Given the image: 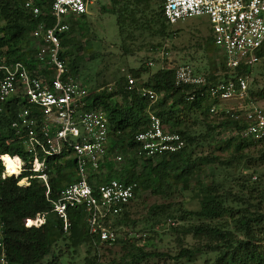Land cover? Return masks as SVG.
I'll use <instances>...</instances> for the list:
<instances>
[{"label":"trees","instance_id":"1","mask_svg":"<svg viewBox=\"0 0 264 264\" xmlns=\"http://www.w3.org/2000/svg\"><path fill=\"white\" fill-rule=\"evenodd\" d=\"M34 1L38 6L43 4L41 0ZM119 1L122 2L118 6L121 10L118 11L113 5L111 13L117 17L118 21H122V11H124L126 18L132 23L136 15L143 13L139 6L156 5L157 11L151 13L146 23L148 31L162 38L169 35L166 28L170 25L163 19L161 12L162 5L160 4L163 0ZM111 2L115 4L117 0H111ZM22 3L23 0H0V53L7 63L20 61L30 73H35L41 63L33 59L34 50L30 34L39 22V18H32L24 10ZM130 4L131 9H129ZM65 34L60 37L62 51L59 57L63 60L67 55L64 47L70 41L65 39ZM208 35L205 43L213 49L211 35ZM217 52L220 58L219 63H212L207 69L181 66H188L194 75L204 78L206 85L222 82L233 76L249 77L254 74L252 67L239 66L228 69L220 52ZM68 60L72 63L70 58ZM174 67L160 68L149 74L142 83H136V81L142 73H148L149 68L141 67L137 71H130V76L134 80V85L130 90L126 89L125 78L117 79L113 90H87L85 109H99L106 115L109 135L117 140L119 148L124 147L129 152H133V135L147 124L146 112L149 106L148 102L137 93L141 88L150 89L157 94V100L150 106V109H154V114L166 131L179 134L184 142L180 151L164 154L154 162L149 159L137 161L133 158L125 160L119 167L106 162L101 165L104 173L98 177L97 182L119 179L127 183H135V195L148 190L160 195L162 193L160 188L167 178L175 185L188 189V181L200 171V166L202 164L212 165L216 161L215 157L191 159V149L198 145L199 140L206 142L209 133L215 132L218 127L232 124L236 129L242 127L228 118L210 120L204 118L197 121L204 130L202 135L190 133L188 129L181 128L180 119L192 113L207 117L213 102L209 101L206 96L200 97L198 91H192L189 87L175 86L174 69L179 66ZM263 67L264 62L258 69L262 71ZM72 70L74 72L75 67ZM259 74L264 75V72H259ZM254 85L255 80L252 79L251 87ZM247 93L249 100L254 103L264 101V87L253 90L249 87ZM191 94L194 95L193 99L187 100ZM22 105L25 104H19L18 99H11L6 103L4 113L0 115V156L16 155L24 161L25 155L22 147L16 135L9 128V122L14 118V113ZM123 142L125 145H122ZM223 142L225 149L229 147L234 149L237 162L246 158L242 151L249 146L261 148L260 157H264V145L260 142L237 136H230ZM46 164L49 170L47 172L48 197L54 200L63 187L73 182L74 162L72 159L63 160L59 156L49 158ZM137 169L140 171L138 172ZM236 170L235 166L231 169V173ZM1 171L2 166L0 165ZM15 172L8 173L12 175ZM29 175L30 173L23 172L17 178L10 176L0 179V242L3 245L6 264H73V258L67 257V254L69 255L68 252L74 254L79 247H85L86 253L92 254L90 259H85L84 264H96L100 250L134 242L132 238L125 237L126 233H123V238H120L118 233V228L125 225L126 208L130 202L111 219L108 225L117 235L115 242L111 245H93L85 231L84 209L80 207L67 209L69 227L67 233H63L60 221L49 213L51 207L45 198V189L41 181L31 178L26 187L16 185L19 179ZM211 182L199 189L196 209L185 210L178 207L174 214L167 215L172 221L180 223L179 226L172 227L171 231L177 236H189L194 245L179 247L172 257L161 253H144L141 247H137V254L134 257L136 261L164 257L170 259L171 264H183V262H189L193 256L203 253L212 254L211 259L205 264H264V190H259L256 194L251 191L255 188L253 186L261 183L258 182L256 185L238 183L237 190L233 191L225 188L223 182ZM157 208V206L149 207L148 213L152 215L154 209ZM40 213L48 214L43 225L38 228L23 227L24 218H33Z\"/></svg>","mask_w":264,"mask_h":264},{"label":"built area","instance_id":"2","mask_svg":"<svg viewBox=\"0 0 264 264\" xmlns=\"http://www.w3.org/2000/svg\"><path fill=\"white\" fill-rule=\"evenodd\" d=\"M98 0H23V8L39 22L30 37L35 44L33 59L41 63L30 73L20 61L7 63L0 53V115L11 99H18L22 107L14 113L9 128L22 147L25 160L17 159L18 175L30 173L16 182L26 187L31 178L40 180L45 198L50 204L49 213L67 233L69 208L84 209V226L93 245H111L117 235L109 228L112 218L135 196V183L119 179L97 182L104 173L101 165L111 162L119 167L127 159L154 162L164 154L180 151L184 142L179 134L166 131L150 106L157 94L146 88L137 91L148 102L147 124L132 138L133 152L119 148L117 140L109 135L106 115L99 109L86 110L87 89L74 81L63 59L60 37L70 28L73 19L83 16L89 5ZM162 17L170 26L188 18L203 17L209 27L213 46L218 49L228 69L239 66L253 67L264 62V0H163ZM44 71V72H42ZM248 77L231 79L206 85L204 78L194 75L188 66L174 69L175 86L198 91L213 102L209 115L217 119L228 118L234 125L218 127L215 131L222 140L237 136L264 145V108L249 100ZM130 90L134 80L126 78ZM193 94L187 97L192 100ZM122 145H125L124 142ZM0 179L10 177L3 166ZM74 162L73 182L63 187L56 199L48 197L49 183L46 161L59 157ZM24 182V184H21ZM47 213L24 218V228H38L45 223ZM0 264H6L0 242Z\"/></svg>","mask_w":264,"mask_h":264},{"label":"rangeland","instance_id":"3","mask_svg":"<svg viewBox=\"0 0 264 264\" xmlns=\"http://www.w3.org/2000/svg\"><path fill=\"white\" fill-rule=\"evenodd\" d=\"M121 3L119 0L115 4L111 0H98L87 7L82 18L71 21L65 34V39L70 40L64 47L67 52L64 58L66 69L70 77L87 90H113L117 79L132 78L130 71H137L141 67H148L149 71L142 73L136 83L144 82L149 74L160 68L188 65L201 70L211 67L212 63H219L218 49L213 46V50L205 43L210 34L205 18H188L169 26L166 28L169 35L162 38L149 33L146 25L151 13L157 11L156 5L139 6L143 13L136 15L132 23L126 18L124 11L122 21H118L111 13L113 5L120 11L118 6ZM131 7L130 4L129 9ZM32 49L35 50L34 43ZM260 66L261 64L253 66L254 74L247 78L248 88L252 90L264 87V75L259 74L264 72V67L260 71ZM252 79L255 80V85L251 87ZM254 104L264 108V101ZM204 118L210 120L214 117L192 113L180 119V126L190 133L202 135L204 130L197 121ZM223 141L215 132H210L206 142L199 140L198 145L191 149V159L215 157L216 161L212 165L202 164L200 171L188 181V189L175 185L167 178L160 185L161 188L158 187L162 191L160 195L153 194L150 190L135 195L126 208L125 225L118 228L120 238L126 233L125 237L132 238L134 242L100 250L96 264H171V260L164 257L136 261V248L141 247L144 253L154 252L172 257L179 247L193 246L194 242L189 236H177L171 231L172 227L179 226L180 223L172 221L167 215L174 214L178 207L185 210L196 209L201 187L211 184V181L223 182L225 188L235 191L238 183L256 185L259 182L261 184L253 186L255 188L251 190L252 193L264 190V157H260L262 149L249 146L242 151L246 158L237 162L234 149H225ZM235 166L237 170L231 173ZM153 206L158 208L151 215L148 209ZM68 253L67 257L73 258V264H84L85 259L92 257V254L86 253L85 247L77 248L74 254ZM211 257L212 254L202 253L183 264H205Z\"/></svg>","mask_w":264,"mask_h":264},{"label":"bare ground","instance_id":"4","mask_svg":"<svg viewBox=\"0 0 264 264\" xmlns=\"http://www.w3.org/2000/svg\"><path fill=\"white\" fill-rule=\"evenodd\" d=\"M3 160L5 161V163H4ZM1 161H3V166H4V169L6 170V173H8V172L9 173H13V172L16 171L14 174L10 175L8 173V175H10V176L18 175L17 167H18L19 162H18V160L16 158L15 159H11L8 156H2V160Z\"/></svg>","mask_w":264,"mask_h":264}]
</instances>
